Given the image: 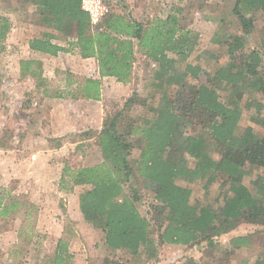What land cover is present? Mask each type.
<instances>
[{
  "label": "trees",
  "instance_id": "1",
  "mask_svg": "<svg viewBox=\"0 0 264 264\" xmlns=\"http://www.w3.org/2000/svg\"><path fill=\"white\" fill-rule=\"evenodd\" d=\"M27 1L49 28L58 31H45L29 40L33 52L58 55L75 47L81 57L97 58L101 77L125 83L135 79L137 52L157 62L149 80L141 82L152 95L148 103L138 101L136 89L122 108L104 118L97 138L103 162L71 169L68 174L73 184L84 186L79 196L83 219L104 232L107 248L116 254L125 251L131 256L130 264H143L155 259L166 244L191 247L242 223L264 225V131H256L252 124L242 126L246 107L264 110V25L260 42L253 45L250 40L257 17H264V0H235L232 12L238 27L217 31L211 38L227 56L218 66L216 60L212 65L208 59L188 61L200 34L181 24L180 6L166 17L145 23L133 17L123 0H104L111 12L93 27L82 0ZM11 20L0 15V52L6 47ZM72 23L76 39L68 46L56 42ZM20 74L31 77L37 88L46 82L43 62L34 57L20 60ZM100 92V81L89 77L72 96L99 99ZM247 93L253 97L243 102ZM259 93V99L253 95ZM135 103L147 108L146 115H131ZM253 121L263 123L258 116ZM134 149H140L133 160L136 167L129 162ZM250 168L254 177L244 181ZM220 176L228 186H219L215 204L194 197L196 182H202L209 195ZM132 179H140L147 191V215L138 207L139 191L126 190ZM21 208L25 217L20 235H34L37 205L0 186V221ZM65 235L66 230L54 256L47 260L50 264H71L73 254ZM249 236L213 243L224 257L213 258L216 253H212L205 261L189 258L176 264H231L229 258L236 249L250 244ZM117 257L111 264H122L124 256ZM253 264H264V256Z\"/></svg>",
  "mask_w": 264,
  "mask_h": 264
},
{
  "label": "rangeland",
  "instance_id": "2",
  "mask_svg": "<svg viewBox=\"0 0 264 264\" xmlns=\"http://www.w3.org/2000/svg\"><path fill=\"white\" fill-rule=\"evenodd\" d=\"M127 4L128 11L134 18L142 22H150L156 17H166L173 12L176 7L182 9L181 24L187 28L199 32V42L196 50L190 56V62H196L199 59L203 62L210 60L212 65L218 66L227 60V56L219 49V45L213 43L211 38L218 31L223 33L228 29H235L239 23L232 12L235 0H123ZM0 15H9L12 21V29L7 35L5 49L0 52V186L11 190L14 194L22 195L33 201L38 207V215L36 220V233L30 236L20 235V230L25 217V209L11 213L5 221H0V264H38L46 263L52 258L56 250L57 236L60 233L61 226L64 227V238L69 239V250L73 254L71 264H111L118 260L117 255L122 254L124 258L122 264H130L131 256L125 251L117 250V254L104 244V232L102 230L95 231L88 227L83 217L75 219L74 214L67 211V207L62 201L58 189V180L55 182L43 183L34 181L32 178L18 179L13 177V161L17 160L16 150L22 148L27 150L29 140L32 137L38 138L46 145L63 144L66 141H78L81 137L78 135H70L67 137L39 136L42 130L52 124V108H58L57 102L63 99L73 98L72 94L76 92L81 82L87 76L97 74V66L95 60H82L74 47L70 52L62 55L61 58H54L45 53L33 52L29 48V40L41 35L45 31L57 33L58 31L49 28L41 19L39 13L29 4L27 0H0ZM256 28L250 35L253 45L260 42V29L264 25V17L259 15L256 21ZM58 34V33H57ZM76 37V25L70 24L68 32L64 31L58 35V42L67 45L73 42ZM34 57L42 60L43 72L46 82L40 88L36 87L35 81L31 77H22L20 74V60L22 58ZM200 57V58H199ZM208 59V60H207ZM139 61V62H138ZM139 65L146 64L143 57L137 56ZM137 63V64H138ZM154 64V63H153ZM151 65L146 64V69L136 70L135 81L139 80L141 73L146 78L144 82L149 80L153 70ZM203 78V77H202ZM195 81L194 79H192ZM109 82L105 85V114H111L115 110L122 108L126 100L131 94L138 89V101H147L152 97L142 85L127 86L128 83L119 84ZM135 84V82H134ZM224 90H220V94H224ZM258 99L259 94H253ZM262 102L264 103V94H262ZM252 94L244 96L245 102ZM253 97V96H252ZM159 96H155L158 100ZM58 99V100H56ZM53 102V103H52ZM61 112L69 110L60 108ZM147 108L141 103H135L131 111V115H146ZM70 114H74L73 111ZM263 119V123H255L254 117ZM57 122L61 123L63 118L59 115L53 117ZM242 126L252 124L256 131H264V110L257 111V108L246 107L244 109V118ZM47 140V141H46ZM94 142V141H92ZM16 149V150H15ZM23 152V151H22ZM21 153L22 160L28 158V154ZM93 161L99 160V155L92 153ZM72 155V154H71ZM71 157V156H70ZM72 167L80 166L82 160L79 156H72L67 159ZM190 165L194 164V160L188 157ZM24 164H17L16 167H23ZM23 174L27 169L22 170L16 168ZM16 171V170H15ZM254 177V171L250 168V173L245 176L244 181H249ZM34 181V182H33ZM184 183V182H183ZM228 186L225 177L220 176L216 184L212 187L209 195L205 194L202 182H196L193 185L194 197L198 198L205 204H215V197L219 192V186ZM61 187H65L60 183ZM67 187V185H66ZM136 189L141 195L138 201L140 211L147 215V204L144 203L147 191L143 187L140 179H132L126 190ZM64 202V201H63ZM74 218V219H73ZM244 224V223H242ZM247 227L251 241L255 242L247 248H240L229 258L231 264H253L258 256H264V225H253ZM240 226V225H239ZM239 226L229 233L223 234L208 242H199L193 246H182L178 244H166L160 249L158 256L149 262L143 264H176L186 261L189 258L205 261V259L220 258L217 252L216 244L228 243L227 238L238 234ZM153 227V226H152ZM153 235L156 236V228L154 227ZM29 231V229H28ZM56 234V235H55ZM215 251V252H214ZM213 253V254H212ZM215 259H213L214 261ZM132 263V262H131ZM46 264H50L47 262ZM136 264H140L138 261Z\"/></svg>",
  "mask_w": 264,
  "mask_h": 264
},
{
  "label": "crops",
  "instance_id": "3",
  "mask_svg": "<svg viewBox=\"0 0 264 264\" xmlns=\"http://www.w3.org/2000/svg\"><path fill=\"white\" fill-rule=\"evenodd\" d=\"M55 41L58 42L57 39ZM59 44L62 43H60L59 41ZM64 52L66 51H61L58 55H51V56L54 58H59V57L61 58L62 55H65ZM136 55L137 56L141 55V57H143V61H145L147 65L148 63L151 65L150 69L156 68L157 66L156 61L147 58L145 55H143L140 52H137ZM79 57L82 60L93 59L95 60L96 65H98V60L96 57L83 58L80 56V54ZM138 62L136 60L134 63L135 65L134 70L136 71L138 68V70H142L143 72L146 69V64L139 65ZM97 69L98 71L96 75L87 76L86 78L90 77V78L98 79L100 81V87H101L100 98L93 99V98L84 97L82 95H78L77 97L72 96L73 98L70 99L61 98L60 101L56 99L59 101L56 103L59 106L58 108H52L51 109L52 113L50 114V116L52 117L51 121L53 125L51 126L49 125L47 128L45 127L42 130V133L41 134L39 133V136H42L43 138L44 135L45 136L49 135L53 137H57V136L67 137L69 135L73 137V135H77V136L79 135L81 139L74 142L73 140L69 139V141H66L62 145L58 144L53 146L49 144L44 146L43 141H39L38 138L32 137L33 139L29 140V144H34V145L29 146L27 150H22V148L25 146H23L22 148H18L17 150L15 149L17 154V160L13 161L14 166L12 167L13 169L12 175L13 177H16L18 179L26 178L30 180V178L34 177L32 178L34 181L38 180L46 184L48 182L51 183L52 181L55 182L56 180H58V184H59L58 189L60 191L59 193L62 195V198L58 200V203L62 201V203H64L65 206L67 207V211L69 212V215L73 213L75 215L74 216L75 219L83 217L80 210L79 196L84 186L73 184L72 181H70L71 178L68 174L71 171V169H75V167H72L71 166L72 164H70L67 159L71 158L72 156H76V155L79 156L82 160V163L80 166H77L76 168L93 166L103 162L104 158L101 152V148L97 143V138L98 135L100 134V131L102 130L104 114L106 112L104 105L105 85L107 82L113 85H116L114 84V82H117L119 84L125 83V82L117 81L114 77L111 76L101 77L99 71V65L97 66ZM144 73L138 75L140 77L139 80L135 81L136 79H134L131 82H127L129 85L127 86V89L128 87L131 88V85L134 87V85H137V83L141 85L143 79L146 78V76H144ZM84 80L85 78L83 79L82 83L84 82ZM128 95L130 96L131 94ZM148 101L149 100L144 102L148 103ZM61 107L69 111L66 113H64L63 111L61 112L60 111ZM71 111H73L74 114H70ZM57 115L63 118V121L61 123L57 122V120L53 118ZM24 151H26L25 153L28 154V158L25 159V161H23L22 157L20 156L21 153H24ZM92 153H96L97 155H99L98 161L92 162L93 161L92 157H95L93 156ZM139 154H140V149L133 150V155L131 157V160H129L132 167H136V165L133 163V160L138 158ZM16 163L24 164V166L16 167ZM16 168L18 169L21 168L22 170L27 169V172H24L22 174L20 170L17 171ZM60 183L62 185H65V187L64 186L61 187ZM249 224L251 223L241 224L239 226V229L237 230L238 234L232 235V237L236 235H249V233H247L246 230L247 227H252ZM253 225H261V224H253ZM88 227H91L95 231V228L92 227L91 225H88ZM63 230L64 227L61 226L60 233L57 236L56 245L58 240L63 236ZM262 233H264V231ZM232 237L227 238V240L225 241L230 240ZM253 243L255 242H252L250 238V244L246 246H241L240 248H247L249 246H252ZM240 248H237L236 250ZM80 264H82V261L80 262Z\"/></svg>",
  "mask_w": 264,
  "mask_h": 264
},
{
  "label": "built area",
  "instance_id": "4",
  "mask_svg": "<svg viewBox=\"0 0 264 264\" xmlns=\"http://www.w3.org/2000/svg\"><path fill=\"white\" fill-rule=\"evenodd\" d=\"M82 8L89 13L91 24L95 27L101 19L111 12V6L104 0H82Z\"/></svg>",
  "mask_w": 264,
  "mask_h": 264
}]
</instances>
